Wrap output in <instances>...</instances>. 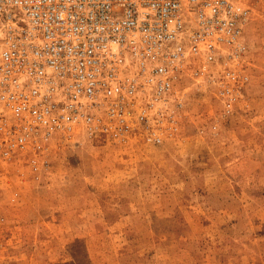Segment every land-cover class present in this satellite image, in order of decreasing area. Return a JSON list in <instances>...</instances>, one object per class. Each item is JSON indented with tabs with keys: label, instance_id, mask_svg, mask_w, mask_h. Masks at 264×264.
Listing matches in <instances>:
<instances>
[{
	"label": "rangeland",
	"instance_id": "rangeland-1",
	"mask_svg": "<svg viewBox=\"0 0 264 264\" xmlns=\"http://www.w3.org/2000/svg\"><path fill=\"white\" fill-rule=\"evenodd\" d=\"M248 3L250 82L233 114L189 85L177 140L54 142L39 179L8 164L0 264H264V0Z\"/></svg>",
	"mask_w": 264,
	"mask_h": 264
},
{
	"label": "built area",
	"instance_id": "built-area-1",
	"mask_svg": "<svg viewBox=\"0 0 264 264\" xmlns=\"http://www.w3.org/2000/svg\"><path fill=\"white\" fill-rule=\"evenodd\" d=\"M250 15L248 0H0V178L22 163L39 179L54 142L177 140L189 85L229 117Z\"/></svg>",
	"mask_w": 264,
	"mask_h": 264
}]
</instances>
